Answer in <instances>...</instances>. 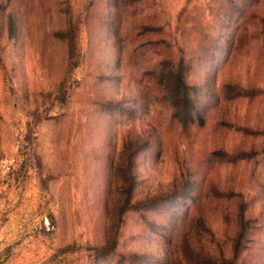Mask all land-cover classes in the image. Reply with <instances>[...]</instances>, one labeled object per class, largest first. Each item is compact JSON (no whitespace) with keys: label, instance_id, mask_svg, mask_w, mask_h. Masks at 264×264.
<instances>
[{"label":"rangeland","instance_id":"rangeland-1","mask_svg":"<svg viewBox=\"0 0 264 264\" xmlns=\"http://www.w3.org/2000/svg\"><path fill=\"white\" fill-rule=\"evenodd\" d=\"M0 264H264V0H0Z\"/></svg>","mask_w":264,"mask_h":264}]
</instances>
